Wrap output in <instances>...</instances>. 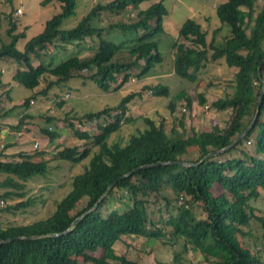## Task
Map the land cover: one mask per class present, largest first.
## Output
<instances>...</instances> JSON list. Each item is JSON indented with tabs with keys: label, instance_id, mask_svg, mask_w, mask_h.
Wrapping results in <instances>:
<instances>
[{
	"label": "trees",
	"instance_id": "1",
	"mask_svg": "<svg viewBox=\"0 0 264 264\" xmlns=\"http://www.w3.org/2000/svg\"><path fill=\"white\" fill-rule=\"evenodd\" d=\"M78 1L44 0L43 5L59 3L61 12L47 21L43 32L20 51L17 44L26 33H16L17 26L12 23L8 32L10 42L0 47V61L10 59L19 65L12 80L24 88L35 90L43 78L47 81L46 75L55 78H50L41 92L25 100L22 107L27 111L18 122V131L26 119L36 118L29 111L31 101L39 96L47 97L54 87L81 79L84 84L94 83L104 92L117 91L133 75L143 78L164 61L157 40L164 32V18L168 16L162 0L141 9L136 21L110 24L107 28H95L92 22L105 12L118 15L126 10H139L151 0L98 3L74 28L62 29L63 22L75 15ZM258 1L261 7L256 12ZM215 12L221 26L211 41L208 31L196 20L188 19L182 24L179 40L172 46L173 69L177 76L191 83L198 81L200 71L208 64L218 60L237 69L233 96L214 104L232 111L226 127L187 136L183 123L181 131L175 127L167 129L165 117L159 120L145 116L136 120L127 118L129 105L143 97L144 92L158 98L168 96L169 87L161 83L146 85L143 90L128 94L116 106L73 118L82 126L96 123L99 132L96 136L65 119L73 135L86 141V146L82 152L76 146L64 147L55 154L54 160L74 166L82 164L83 169L71 177L68 193L55 202L56 209L48 218L5 227L0 218V242L10 240L0 245V264H137L124 255L115 256L114 245L124 236L169 238L172 247L183 244L182 251L174 252L173 264H185L183 258L188 245L211 264H262L257 244H264V216H261L264 212L252 201L263 197L264 191V95L261 114L247 136L227 152L201 161L211 152L229 146L256 115L264 81V0H227ZM113 31L130 38L116 44L105 37ZM94 37L99 41L98 48L91 57L83 58L87 39ZM181 40L191 46L180 43ZM70 52L72 55L66 59L59 58ZM34 59L39 62L37 66L33 64ZM1 75L0 71V87H4ZM200 101L206 102L203 97ZM174 105L172 100L169 103L172 113ZM188 107H192L191 101ZM9 114L0 104V119ZM134 121L142 126L127 141L113 140L116 133ZM41 131L51 142L59 137L43 127ZM9 147L12 148L0 149V158L5 159L0 161V177L6 176L0 181V189L15 188L20 192L5 191L0 194L3 201L25 198L24 183L36 176L47 177L52 170L50 162L44 159V152L18 153L19 160H6ZM159 162L165 164L138 170L121 180L132 170ZM114 182L117 183L109 188ZM168 191L172 196L167 195ZM111 200L114 205L120 203L122 209L114 208L104 215L102 209ZM35 203L29 198L0 207V216H16ZM198 205L208 211L206 218L195 216L194 208ZM253 221L259 222L260 228H254ZM99 249L103 255L93 256Z\"/></svg>",
	"mask_w": 264,
	"mask_h": 264
},
{
	"label": "rangeland",
	"instance_id": "2",
	"mask_svg": "<svg viewBox=\"0 0 264 264\" xmlns=\"http://www.w3.org/2000/svg\"><path fill=\"white\" fill-rule=\"evenodd\" d=\"M43 1L0 0V47L3 43L10 42L8 32L12 27V23L17 26L16 33H26V37L21 38L17 44V48L20 51L24 50L28 41L43 32L47 21L61 12L59 3L52 2L43 5ZM110 1L79 0L75 15L63 22L62 29L74 28L90 12L93 6ZM159 1L161 0L145 2L139 10H126L118 15L105 12L99 19L93 20L92 26L95 28H107L110 24L132 23L137 20V15L141 9ZM162 1L168 10V16L164 18V32L158 36L157 40L159 42V51L164 57V61L157 65L154 71L143 78H137L133 75L132 79L117 91L104 92L94 83L86 82L84 84L81 79H75L69 84L54 87L47 97L42 98L39 96L36 100L31 101L29 111L36 118L26 119L25 125L19 131L16 130L18 122L27 111V109L22 107L25 100L41 92L47 87L48 80L50 78L55 80V78L46 75L47 81L43 78L38 88L29 90L12 80L19 65L10 59L0 61L1 80L6 84L4 87H0V104L4 111H10L7 118L0 119V149L4 147V144L5 146H12L6 151L8 155L6 160H19L16 156L18 153L33 155L36 152H44V159L49 161L52 167L47 177L36 176L24 183L25 192L27 193L25 198L17 197L14 200H0V207L3 208L29 198L36 202L34 206L27 208L25 212L19 211L16 216L1 215L0 218L4 227L11 224H30L34 221L48 218L56 209L55 202L63 199L68 193L71 177L81 173L82 164L74 166L72 163L54 160L55 154L64 147L76 146L82 152L86 146V141L79 140L73 135L72 130L67 127L65 119L73 122L81 131H86L92 136H96L99 133L96 123H86L82 126L77 119L73 118L81 117L87 113H94L109 106H116L128 94L139 92L146 85L151 86L161 83V85L169 87L168 96L158 98L151 92H144L143 97L134 100L129 105L130 109L127 113V118L136 120L140 116H145L159 120L161 117H165L167 129L175 126L179 128L184 123L188 136L203 130L225 128L231 120L232 111L230 109H227L224 105L214 104L221 99L224 100L233 96L235 92L233 85L235 73L233 69L235 68L230 69L223 60H221L223 61L222 65H215L216 62L210 63L207 65L206 70L200 71L199 79L195 83L180 78L175 73L171 74L174 61L172 45L178 38L182 24L188 19L196 20L208 31V40L211 41L216 37L213 33L221 26L215 10L227 0ZM256 6L255 10L257 12L260 10L261 1H258ZM225 35L226 28L224 29ZM222 36L218 37L220 43L223 42L221 40ZM105 37L116 44L130 38L129 35H125L120 31L106 33ZM98 43L99 41L96 37L88 38L87 50L82 57H91L98 48ZM184 44L191 46L188 42ZM49 53H51V50ZM70 55H72V52L61 55L59 58L66 59ZM50 59L48 58V60ZM218 61L221 62L220 60ZM33 64L37 66L39 62L34 59ZM116 86L114 85V87ZM200 97L206 100L205 104L201 103ZM172 100L175 103V111L173 113L169 109V103ZM189 101L192 103L191 108L188 107ZM15 106L18 108L12 111ZM101 122L99 121V123ZM39 124H42L41 127L44 129L57 133L59 137L51 142L49 137L42 133ZM6 125L8 129H5ZM141 126L142 124L137 121H134L131 125L129 124V126L125 125L120 132L115 134L113 140L120 143H122V139L127 141L133 135V132ZM7 130L10 134L9 138H4ZM3 132L5 135H3ZM2 140H5L6 143H1L3 142ZM246 146L248 149L251 147L248 144ZM4 160V158H0V161ZM5 178L6 176L3 175L0 177V181H4ZM5 191L20 192V190L16 191L15 188H2L0 189V194ZM262 192L263 197L252 201V204L256 205L261 212H264V191ZM167 195L172 196V193L168 191ZM114 203L113 200L109 201L102 209V213L106 215L111 209L119 207L122 209L120 203H116L117 205H114ZM81 205L84 206L85 203H81ZM194 213L198 219H204L208 216V211L199 205L194 208ZM155 216L156 220L160 217L158 213ZM261 216L264 215L262 214ZM252 224L256 229L261 226L256 221H253ZM258 235L262 237V231H259ZM169 241H171L169 238L157 240L138 236H124L121 241L114 245L115 256L124 255L127 259L137 262V264H173L174 252L182 251L183 244L179 243L172 247ZM257 247L260 249L262 264H264V244L259 242ZM103 253V250L99 249L92 255L101 257ZM183 259L185 264H211L204 260L200 252H195L194 247L189 245Z\"/></svg>",
	"mask_w": 264,
	"mask_h": 264
},
{
	"label": "water",
	"instance_id": "3",
	"mask_svg": "<svg viewBox=\"0 0 264 264\" xmlns=\"http://www.w3.org/2000/svg\"><path fill=\"white\" fill-rule=\"evenodd\" d=\"M260 69H261V66L259 67V75H260ZM263 95H264V81L262 82V90H261V96H260V100H259V104H258V108H257V111H256V115L253 119V121L251 122V124L249 126H247V128L227 147H225L224 149H221V150H218V151H214V152H211L210 154H208L202 161L204 162L205 160L207 159H210V158H213V157H216V156H219L220 154H223L225 153L226 151L230 150L231 148L235 147L239 142H241L246 136L247 134L253 129V127L255 126L260 114H261V105H262V100H263ZM170 163H173V162H170ZM162 164H165V163H162V162H159L157 164H152V165H146L144 167H141V168H138V169H135V170H132L131 172L127 173L126 175L122 176L121 177V180L122 179H125L127 177H129L130 175H132L134 172L138 171V170H142V169H146V168H150V167H153V166H156V165H162ZM180 165H197V164H188V163H180ZM117 182H114L113 184H111L109 186L112 187L114 184H116ZM94 209V208H93ZM93 209H91L89 212H91ZM88 212V213H89ZM81 218L77 219L75 221V223L80 220ZM54 235H59V234H54ZM14 239H20V238H14ZM10 240L8 241H5V242H0V245L2 243H7L9 242Z\"/></svg>",
	"mask_w": 264,
	"mask_h": 264
},
{
	"label": "crops",
	"instance_id": "4",
	"mask_svg": "<svg viewBox=\"0 0 264 264\" xmlns=\"http://www.w3.org/2000/svg\"><path fill=\"white\" fill-rule=\"evenodd\" d=\"M179 40V35H178V38L176 39V41H178ZM182 41V40H181ZM182 43H187L186 41H182ZM189 43V42H188ZM173 46V45H172ZM221 61V60H220ZM222 63H223V61H221V62H216V64L215 65H222ZM207 68H205L204 70H206ZM230 69H233V68H230ZM233 72L236 74V72H237V69L235 68V69H233ZM174 73V69H173V72L171 73V74H173ZM233 85H235V84H233ZM234 94V93H233ZM184 124V123H183ZM184 126H185V124H184ZM176 127V126H175ZM180 128V127H179ZM178 127H176V129L177 130H179V131H181V128L179 129ZM5 129H8V127H7V125H6V127H5ZM3 135H5V133L3 132ZM9 132H8V130H7V134H6V136H4V138H9ZM188 136V135H187ZM3 138V139H4ZM3 142H1V143H6V141L5 140H2ZM4 146H5V144H4Z\"/></svg>",
	"mask_w": 264,
	"mask_h": 264
},
{
	"label": "clouds",
	"instance_id": "5",
	"mask_svg": "<svg viewBox=\"0 0 264 264\" xmlns=\"http://www.w3.org/2000/svg\"><path fill=\"white\" fill-rule=\"evenodd\" d=\"M248 144V143H247ZM248 145H251V143L250 144H248Z\"/></svg>",
	"mask_w": 264,
	"mask_h": 264
},
{
	"label": "built area",
	"instance_id": "6",
	"mask_svg": "<svg viewBox=\"0 0 264 264\" xmlns=\"http://www.w3.org/2000/svg\"><path fill=\"white\" fill-rule=\"evenodd\" d=\"M248 144H250V143L248 142Z\"/></svg>",
	"mask_w": 264,
	"mask_h": 264
},
{
	"label": "bare ground",
	"instance_id": "7",
	"mask_svg": "<svg viewBox=\"0 0 264 264\" xmlns=\"http://www.w3.org/2000/svg\"><path fill=\"white\" fill-rule=\"evenodd\" d=\"M227 152V151H226Z\"/></svg>",
	"mask_w": 264,
	"mask_h": 264
}]
</instances>
